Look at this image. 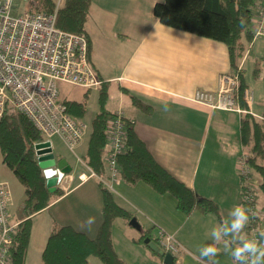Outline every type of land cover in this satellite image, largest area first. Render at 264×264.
<instances>
[{"label":"crops","instance_id":"1","mask_svg":"<svg viewBox=\"0 0 264 264\" xmlns=\"http://www.w3.org/2000/svg\"><path fill=\"white\" fill-rule=\"evenodd\" d=\"M162 1L91 0L84 25L90 42L88 61L106 86L108 107L105 106V110L108 113L122 110L152 158L173 178L215 203L220 211L218 217L197 209L184 214L177 209L176 199L170 193H158L142 181L129 184L120 180L114 184V191L109 192L115 203L135 217L141 227L140 236L133 242L139 244L143 242L141 235H149L137 219L138 215L149 217L152 227L159 224L164 229L169 225L166 220L169 216L173 223L172 229L167 230L180 246V257L174 256L175 262L200 264L198 250L213 242L211 229L230 220V211L242 201L243 181L236 170V158L243 148L241 119L245 114L256 120L264 116V35L241 37L240 48L232 61L223 42L161 24L152 9L155 3ZM252 12L253 9L251 18ZM252 23L251 20L250 30ZM238 66L247 107L237 104L247 112L212 109L187 99L196 90L215 91L219 74L235 73ZM84 94L85 100L87 95ZM132 99L140 104H134ZM82 146L83 157L87 147L84 137L76 145L77 148ZM52 154L56 161L63 159L71 168L66 174L71 179L68 189L64 191L56 185L59 191L49 205L28 217L23 210L25 195L17 206L12 200L9 209L12 223L31 219L24 264H43L41 254L46 240L60 226L70 225L94 236L101 223V183L96 179L89 183L93 178L80 182L78 176L84 172L75 176L71 157L61 154L59 148L57 152L52 149ZM82 157L74 161L84 167ZM100 175L107 179L105 168ZM254 180L259 183L255 174ZM256 197L258 208L263 207L264 199L259 190ZM89 218L94 219L90 230L85 223ZM183 218L186 222L181 224ZM176 221L180 222L176 224ZM126 226H130L128 220L115 218L111 228L125 230ZM261 226L264 228V224ZM242 234L247 238L246 228ZM150 238L154 242L156 237ZM227 241L217 245L219 255L225 253L227 264H233L231 255L224 250H230L239 242L231 237ZM112 244L121 257L113 239ZM155 264L163 263L155 259Z\"/></svg>","mask_w":264,"mask_h":264},{"label":"trees","instance_id":"2","mask_svg":"<svg viewBox=\"0 0 264 264\" xmlns=\"http://www.w3.org/2000/svg\"><path fill=\"white\" fill-rule=\"evenodd\" d=\"M256 1L163 0L154 4L152 12L165 26L223 42L233 61L235 52L240 48V38L252 37L251 10ZM90 2L91 0H62L56 15V26L59 29L86 38L88 54L90 42L84 25L89 14ZM25 7L33 12H50L53 10L54 0H27ZM244 88L241 82L238 102L246 108ZM106 95V86L101 83L98 89L100 111L91 121L86 152L82 157L83 162L97 174H102L104 168L105 123L110 114L104 108ZM132 101L134 104H140L136 99ZM63 102L69 114L76 119L84 115L85 102L74 100ZM8 109L11 108H6L0 119V156L2 164L12 171L24 188L23 210L28 217L47 207L59 190L56 188L53 192L49 191L46 187V178L37 164L35 144L43 141L42 134L23 114L7 113ZM240 130L242 146L249 155L248 163L253 174L259 178L257 190L264 199V116L261 120H256L245 114L241 119ZM124 143L125 150L118 157L121 180L129 184L142 181L158 193H170L176 199L177 209L184 214L197 209L219 216L215 203L187 188L152 158L131 126L126 128ZM99 190L102 200L101 223L95 235L88 236L70 225L60 226L46 240L41 254L43 264H91L88 260L90 256L98 257L103 264H124L113 247L111 225L115 218L130 221L132 217L127 210L115 203L112 194L101 184ZM256 206L258 208L257 197ZM258 209L264 213V205ZM30 228V218H25L18 225L11 248L12 264H24ZM146 237L150 238L149 235H141L140 241ZM158 257L162 260V257ZM173 264H177L174 256Z\"/></svg>","mask_w":264,"mask_h":264},{"label":"built area","instance_id":"3","mask_svg":"<svg viewBox=\"0 0 264 264\" xmlns=\"http://www.w3.org/2000/svg\"><path fill=\"white\" fill-rule=\"evenodd\" d=\"M26 3L27 0H0V119L6 108L14 109L42 134L43 141L57 136L73 152L87 133V125L69 114L60 100L58 83L98 90L102 81L88 61L86 38L56 26L62 0H54L50 12L29 11ZM252 9V37L262 36L264 0H257ZM237 69L232 74H219L215 91L196 90L187 99L212 109L247 112L237 104L240 66ZM131 123L120 109L109 114L103 157L107 179L83 162L88 173L78 176L80 182L95 178L108 191H114V184L121 180L118 157L125 150V132ZM248 160V152L242 148L236 158V170L243 181V206L250 209L247 239L260 240L264 213L256 206L258 184ZM70 180L64 174L56 185L66 191ZM11 205L9 186L0 181V264H12L11 248L19 224L10 220ZM155 239L164 252L173 256L180 250L174 237L161 229H157Z\"/></svg>","mask_w":264,"mask_h":264},{"label":"rangeland","instance_id":"4","mask_svg":"<svg viewBox=\"0 0 264 264\" xmlns=\"http://www.w3.org/2000/svg\"><path fill=\"white\" fill-rule=\"evenodd\" d=\"M58 89H59L60 100L62 101L82 100L85 102V113L78 119H80L83 123L87 125V133L84 135V138L87 139L91 129V121L100 111V105L98 102V92L92 90L88 91L87 97L84 100L83 94L85 92L82 89L78 88L77 86L66 83H58ZM106 100L107 97L105 99V102ZM109 100L110 97H108V101ZM105 106L108 107V105L104 104V108ZM11 112L16 113L17 111L14 109H8L7 113H11ZM49 141L51 142L52 149H54V152H57V148H59L61 150V154L65 155L66 157H71L74 164L73 173H75V176H77L82 172H84L85 174L88 173L85 167H83L81 164L75 163L74 161L76 157L78 158L82 157L85 150L83 149V146L80 148L75 147L74 151L71 152L66 147V145L63 142H61L60 139H58L57 136L51 137ZM0 181H4L8 184L12 194V200L13 202L16 203V206L20 204L22 202V199L24 198V193H23L24 188L17 180L15 175L12 173V171L6 165L2 164L1 156H0ZM94 182H95V178H93L89 183H94ZM258 203L261 204V201L259 200ZM240 205L243 206L242 201ZM134 219L135 221H137L135 217ZM137 219L138 220L140 219L141 221V222L139 221L140 224H143L144 230L147 229L149 236H151L152 238L153 236L154 237L157 236V229H158L157 227H160L161 225L156 224L155 226L157 227L155 226L152 227L153 222L151 219H149V217H143L138 215ZM166 220L167 223L169 224L165 226L166 230L163 227L160 228L163 229L165 233L170 235L172 234L173 236V233H170L167 230V229H172L171 223H173V221L169 218V216H167ZM180 221H176L175 223L177 224V222L179 223ZM185 222H186V218H183L181 224ZM139 236H140V231L134 227L126 226L125 230L117 227L111 228V237L116 242L118 253L120 252L119 254H121V257H119L120 260L124 264H155V259L160 263V258H158L155 254L150 252L148 248H146V246L143 245L144 244L143 242H140L139 244L133 242V239H137ZM141 252H144V254H142L143 256H141ZM224 254H220L219 256L216 257L218 264H227V258L224 257ZM174 256H177L179 258L180 254L176 253L174 254ZM89 260L91 264H103L102 261L96 256H90Z\"/></svg>","mask_w":264,"mask_h":264},{"label":"clouds","instance_id":"5","mask_svg":"<svg viewBox=\"0 0 264 264\" xmlns=\"http://www.w3.org/2000/svg\"><path fill=\"white\" fill-rule=\"evenodd\" d=\"M243 23V21H241ZM250 209H246L242 205H236L230 211V220L222 222L219 226L214 227L210 231L212 243L199 248L198 259L200 264H218L216 257L220 253L217 247L222 241L227 243V238L238 241V245L231 248H225V252L229 253L233 259V264H264V232L260 235L262 239H247L242 233L250 222ZM88 229L94 223L93 218H89L86 222ZM85 225H82L84 227Z\"/></svg>","mask_w":264,"mask_h":264},{"label":"water","instance_id":"6","mask_svg":"<svg viewBox=\"0 0 264 264\" xmlns=\"http://www.w3.org/2000/svg\"><path fill=\"white\" fill-rule=\"evenodd\" d=\"M35 151L37 155V164L46 178V187L50 192H53L56 188L57 181L64 174L69 173L71 168L70 166L67 167L65 160H55L52 154L50 141H42L35 144ZM129 225L136 229H140L134 218L130 219ZM143 242L152 252L162 257L163 264H173V255L164 252L155 242L151 241L149 237L144 238Z\"/></svg>","mask_w":264,"mask_h":264}]
</instances>
